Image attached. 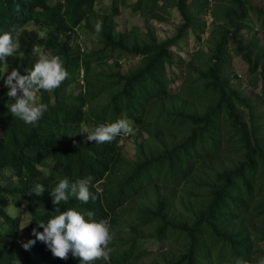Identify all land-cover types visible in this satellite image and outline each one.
<instances>
[{
    "label": "trees",
    "instance_id": "trees-1",
    "mask_svg": "<svg viewBox=\"0 0 264 264\" xmlns=\"http://www.w3.org/2000/svg\"><path fill=\"white\" fill-rule=\"evenodd\" d=\"M97 1L0 0V35L19 30L13 33L18 51L0 64V264H80L71 253L55 258L38 240L28 250L22 244L58 214L50 196L58 182L88 176L96 199L83 204L70 197L58 207L110 222L114 251L108 262L95 264H235L237 258L257 264L264 258V99L257 104L232 88L229 69L234 52L264 92V7L250 0H114L100 12ZM122 5L158 22L176 9L183 24L163 42L140 27L120 31ZM208 13L214 47L186 61V77L173 92L172 49L187 31L199 30L201 40L200 17ZM253 18L259 33L246 40ZM97 21L103 22L99 34ZM30 24L51 31L42 37L26 28ZM80 32L89 39L86 50L67 39ZM34 46L58 55L69 73L55 91L38 93L48 110L36 126L12 116L14 100L1 86L4 67L21 74L33 67ZM123 57L141 63L123 73L116 68ZM118 119L132 121L137 141L142 138L135 159L124 152L125 136L102 144L86 139L89 129ZM37 183L45 188L39 197L30 195ZM10 203L27 204L23 239L21 217L7 211ZM155 241L170 253L147 262L154 253L148 244Z\"/></svg>",
    "mask_w": 264,
    "mask_h": 264
},
{
    "label": "clouds",
    "instance_id": "clouds-1",
    "mask_svg": "<svg viewBox=\"0 0 264 264\" xmlns=\"http://www.w3.org/2000/svg\"><path fill=\"white\" fill-rule=\"evenodd\" d=\"M19 12V5L16 9ZM102 21H97L95 31H102ZM19 30L16 26L0 35V64H7V58L13 56L19 49V42L13 33ZM90 47V46H89ZM34 52L38 59L31 69H25L21 74L19 69H11L3 78L4 87L8 89L7 96L14 100L8 107L13 117L22 120L27 125L36 126L43 118L48 106L38 101V93L53 92L58 89L69 73L63 60L58 55H51L41 51L39 46H34ZM135 135L133 122L127 119H118L115 122L100 124L87 131V141H95L96 144L111 143L118 136ZM93 177L88 176L70 183L67 178L61 179L50 193L55 213L47 223H39L31 235L35 240L23 243L25 250L30 249L36 241L47 246L55 258L66 260L69 253L77 258L80 264H95L98 260L108 262L114 249L110 247L115 235L108 220L97 222L93 219L94 213H83L74 208L61 211L58 207L62 203H68L70 197H74L83 204L96 197L90 192ZM45 192L42 184L37 183L31 194L37 197ZM235 264H248L242 258H237ZM257 264H264V258H260Z\"/></svg>",
    "mask_w": 264,
    "mask_h": 264
},
{
    "label": "rangeland",
    "instance_id": "rangeland-1",
    "mask_svg": "<svg viewBox=\"0 0 264 264\" xmlns=\"http://www.w3.org/2000/svg\"><path fill=\"white\" fill-rule=\"evenodd\" d=\"M54 1L55 0H51V3ZM113 1L114 0H98L96 9L99 10L100 12L108 10L111 8ZM136 1L137 0H127L126 3L132 4ZM250 1L253 2L257 7L260 8L264 7V0H250ZM212 5H214L213 2ZM121 7H122L121 14L117 18V22L119 24L118 30L129 31L133 27H140L142 31H151L157 38L158 42H163L177 35L179 28L183 24V18L176 9L171 10L170 15L168 16L166 22H158L156 20H149L148 18H146L141 14L134 13L131 10V8L128 6L124 7V5H122ZM200 18L202 19L201 24L204 27V32L201 33V40H199L197 37V33L199 32V30L187 31L184 38L180 41L179 46L172 49L174 64L173 66L168 67V71L170 76L178 77L176 82L172 86L173 92H176L177 87L186 77V71H187L186 61H189L197 50L201 49L204 50L206 53H208L214 47L212 41L214 37L213 30L215 29L213 19L210 16V13H208L207 15L205 14ZM26 28L28 30L38 31L42 37L46 36V34L51 31V28H42L34 24H30ZM250 28L253 31L245 34L246 40L249 37H252L253 32L257 34L259 33L260 27L258 24H256V20H254V18L251 19ZM79 34H80V38L78 39H76L73 36H69L67 39L69 41L75 42L76 45L80 43L81 48L83 50H86V44H89V39H87V36L82 32H80ZM262 41L264 42V37L262 38ZM181 60H184L185 62L181 63ZM109 63L114 64L113 61H110ZM119 63H120L119 66L116 68H119V70L122 71L123 73H127L130 69L138 66L141 63V59L133 58V57H123L119 59ZM106 69L110 70V67H106ZM10 70H11L10 67L3 68V77L1 81V86H4L3 78ZM229 70L231 72L230 78L232 80V88L237 90L243 97H247L248 99H251L257 104H259V101H257L259 97H262L264 99V92L262 91L263 84L259 82L257 87H254L252 85L251 78L256 77L257 74L252 75L248 63L241 56L236 55L234 52ZM81 75L83 76V71L81 72ZM38 101L40 102L39 96H38ZM262 110H264V108ZM239 111L244 117V120L247 121V116L245 117L246 110L243 107H239ZM1 134H2V129L0 123V135ZM121 141L125 154L129 158L135 159L137 152L136 147L137 144L142 141V138H140V141L139 140L137 141V134L135 132V135L123 138ZM7 211L12 216L21 217L22 227H21L20 237L22 239L25 238L26 230L30 222V216L27 209V204L24 203L22 207L16 208L10 203L7 208ZM149 233L150 232L147 231L146 234ZM148 245L150 249L154 251V253L153 256L146 258L145 261L147 262L152 261L154 258H158L159 260H162L163 256L166 255L163 253H170V249L167 246H165V243H157L155 241L153 243H149Z\"/></svg>",
    "mask_w": 264,
    "mask_h": 264
}]
</instances>
